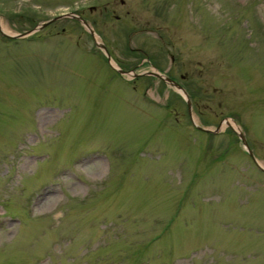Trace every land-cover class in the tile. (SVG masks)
Here are the masks:
<instances>
[{"label": "rangeland", "instance_id": "374dc122", "mask_svg": "<svg viewBox=\"0 0 264 264\" xmlns=\"http://www.w3.org/2000/svg\"><path fill=\"white\" fill-rule=\"evenodd\" d=\"M0 28V264H264L233 129L264 167V0H0Z\"/></svg>", "mask_w": 264, "mask_h": 264}, {"label": "water", "instance_id": "95a60500", "mask_svg": "<svg viewBox=\"0 0 264 264\" xmlns=\"http://www.w3.org/2000/svg\"><path fill=\"white\" fill-rule=\"evenodd\" d=\"M83 23L85 24V26H87V28L89 29V31L91 32V34L94 35V32H93V30L89 27V25H88L85 21H83ZM41 25L44 26L45 23H43V24H41ZM20 36H21V35H20ZM100 46L103 47V48H105V46L102 45V44H100ZM118 71H119L120 73H125V71H123V70H121V69H118ZM149 73H150V74H153V75H156V76H160V74H158L157 72H149ZM135 75H136V74H135ZM160 77H161V78H164L163 76H160ZM165 80L167 81V80H169V79L166 78ZM176 87H177V89H178L182 94H184L185 96H187L186 91H185L181 86L176 85ZM187 103H188V106H189V108H190V101H189L188 99H187ZM194 124H195V123H194ZM195 125H196V124H195ZM196 127L201 128V129H204V128L200 127L199 125H196ZM219 128H220V125H219L214 131H218ZM204 130H207V131H213V130H211V129H204ZM237 133H238L240 139L242 140L244 146L246 147L247 151L249 152V154L254 158V160H256L255 157H254V155H253V153L251 152V150H250L249 147H248V144H247V141H246L244 135H243L241 132H239V131H237ZM259 166H260V165H259ZM260 168H262V169L264 170L263 167L260 166Z\"/></svg>", "mask_w": 264, "mask_h": 264}, {"label": "flooded vegetation", "instance_id": "af4514ba", "mask_svg": "<svg viewBox=\"0 0 264 264\" xmlns=\"http://www.w3.org/2000/svg\"><path fill=\"white\" fill-rule=\"evenodd\" d=\"M103 9H107V6H104Z\"/></svg>", "mask_w": 264, "mask_h": 264}, {"label": "bare ground", "instance_id": "6f19581e", "mask_svg": "<svg viewBox=\"0 0 264 264\" xmlns=\"http://www.w3.org/2000/svg\"><path fill=\"white\" fill-rule=\"evenodd\" d=\"M235 125V124H234ZM236 126V125H235Z\"/></svg>", "mask_w": 264, "mask_h": 264}]
</instances>
